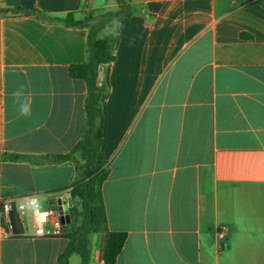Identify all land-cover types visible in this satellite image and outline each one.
Listing matches in <instances>:
<instances>
[{
  "label": "crops",
  "instance_id": "crops-1",
  "mask_svg": "<svg viewBox=\"0 0 264 264\" xmlns=\"http://www.w3.org/2000/svg\"><path fill=\"white\" fill-rule=\"evenodd\" d=\"M125 3L115 60L97 77L106 227L127 234L114 264H264V0ZM117 10L0 0V264H58L65 251L69 228L34 238L28 213L6 237L1 206L35 197L70 216L77 165L55 157L86 134L87 88L69 70L86 61L88 20ZM68 15L79 25L49 21ZM105 243L106 232L89 237L88 264H106Z\"/></svg>",
  "mask_w": 264,
  "mask_h": 264
},
{
  "label": "trees",
  "instance_id": "trees-1",
  "mask_svg": "<svg viewBox=\"0 0 264 264\" xmlns=\"http://www.w3.org/2000/svg\"><path fill=\"white\" fill-rule=\"evenodd\" d=\"M253 0H248L251 3ZM119 10L108 11L96 20H88L89 35L86 46V61L70 67L71 78L85 82L87 97L85 101L87 131L84 138L67 155L57 156V161H73L77 165L79 181L69 191V213L71 228L66 234L68 240L65 251L58 259V264H70V258L78 255L81 264H88L90 258L89 237L92 234L106 232V243L102 252V259L106 264L116 263L127 239L126 233L107 232L106 211L103 203L102 184L108 178V170L101 154L103 113L101 97L105 87L97 85L98 70L100 65L111 63L115 60L113 53L116 29L118 24L128 18L125 0H116ZM17 14L29 15L31 10L17 8ZM41 13L40 18L45 19ZM49 21L60 22L66 25H79L71 15ZM106 28L111 30L108 39H100L99 34ZM14 235L21 231L18 215H11Z\"/></svg>",
  "mask_w": 264,
  "mask_h": 264
},
{
  "label": "built area",
  "instance_id": "built-area-1",
  "mask_svg": "<svg viewBox=\"0 0 264 264\" xmlns=\"http://www.w3.org/2000/svg\"><path fill=\"white\" fill-rule=\"evenodd\" d=\"M33 198L35 197H22L16 200L4 201L2 203L1 212L5 236L10 237L14 235L13 224L11 222V215L13 213H16L18 217L20 215H24L25 213L29 214L32 227V237L34 238H54L64 235L65 226L60 220L58 209H44L39 205V203L38 207L33 208L31 206ZM40 212L49 213L46 221L43 223L38 221V214ZM20 223L22 224L21 219ZM41 229L43 230L42 232ZM227 232L228 227L223 225L216 231V236L219 240H222L225 238Z\"/></svg>",
  "mask_w": 264,
  "mask_h": 264
},
{
  "label": "clouds",
  "instance_id": "clouds-1",
  "mask_svg": "<svg viewBox=\"0 0 264 264\" xmlns=\"http://www.w3.org/2000/svg\"><path fill=\"white\" fill-rule=\"evenodd\" d=\"M17 95H19V93H17ZM20 113H21V115H24V116L30 115V107H29V105H27V104L21 105ZM31 206L33 208L38 207V201L35 198L32 199ZM48 215H49L48 212H40L38 214V221L41 222V223L45 222ZM42 231L43 230L41 229V232Z\"/></svg>",
  "mask_w": 264,
  "mask_h": 264
},
{
  "label": "water",
  "instance_id": "water-1",
  "mask_svg": "<svg viewBox=\"0 0 264 264\" xmlns=\"http://www.w3.org/2000/svg\"><path fill=\"white\" fill-rule=\"evenodd\" d=\"M58 212H59L60 220H61L62 224L64 226L70 225L71 224L70 216L64 212V209H63L61 203H59Z\"/></svg>",
  "mask_w": 264,
  "mask_h": 264
},
{
  "label": "rangeland",
  "instance_id": "rangeland-1",
  "mask_svg": "<svg viewBox=\"0 0 264 264\" xmlns=\"http://www.w3.org/2000/svg\"><path fill=\"white\" fill-rule=\"evenodd\" d=\"M67 227H68L69 229L71 228L70 225H68ZM71 264H81V259H80V257L77 256V255L74 256V257L72 258Z\"/></svg>",
  "mask_w": 264,
  "mask_h": 264
}]
</instances>
